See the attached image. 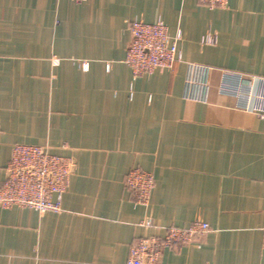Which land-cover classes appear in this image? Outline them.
I'll use <instances>...</instances> for the list:
<instances>
[{
	"label": "crops",
	"instance_id": "0c3cea01",
	"mask_svg": "<svg viewBox=\"0 0 264 264\" xmlns=\"http://www.w3.org/2000/svg\"><path fill=\"white\" fill-rule=\"evenodd\" d=\"M134 20L180 35L172 70L133 77ZM189 65L207 70L202 102ZM230 74L237 97L219 90ZM261 114L264 0H0V185L15 144L73 171L60 212L0 208V264H125L136 239L195 219L209 231L158 264H264ZM132 167L153 176L146 206L124 185Z\"/></svg>",
	"mask_w": 264,
	"mask_h": 264
},
{
	"label": "built area",
	"instance_id": "2783aa9c",
	"mask_svg": "<svg viewBox=\"0 0 264 264\" xmlns=\"http://www.w3.org/2000/svg\"><path fill=\"white\" fill-rule=\"evenodd\" d=\"M70 1L79 4L85 0ZM198 1L208 7L224 8L227 4V0ZM128 25L130 41L126 48L124 63L131 69L134 78L153 71H170L179 62V34L171 38L167 27L160 21L146 23L134 20ZM203 43L211 44L213 38L208 35L203 38ZM86 69L87 63L83 64V70ZM206 74L205 68L188 66L186 83L187 93L191 99L205 100L208 89ZM241 81L238 75H225L219 90L223 94L237 97L244 90ZM199 92L201 93L198 96ZM201 96L203 97L200 98ZM72 172L71 160L49 152L46 146L15 144L12 146L5 167V176L0 185V208H28L39 215L60 212L61 197L69 186ZM124 185L132 191L136 205H147L153 186L151 173L132 167L125 177ZM144 224L150 225L149 222ZM157 228L163 232L162 235H145L129 246L125 264H158L164 248L191 245L197 237L209 231L208 224L200 219H195L184 228L175 226Z\"/></svg>",
	"mask_w": 264,
	"mask_h": 264
},
{
	"label": "rangeland",
	"instance_id": "374dc122",
	"mask_svg": "<svg viewBox=\"0 0 264 264\" xmlns=\"http://www.w3.org/2000/svg\"><path fill=\"white\" fill-rule=\"evenodd\" d=\"M86 62H81L80 63V67H81V69H83V64H85ZM62 157H64V156H62ZM66 158H68V157H66ZM70 159V158H69ZM125 180V179H124Z\"/></svg>",
	"mask_w": 264,
	"mask_h": 264
}]
</instances>
